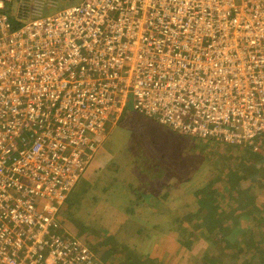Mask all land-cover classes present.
Here are the masks:
<instances>
[{
    "label": "built area",
    "instance_id": "1",
    "mask_svg": "<svg viewBox=\"0 0 264 264\" xmlns=\"http://www.w3.org/2000/svg\"><path fill=\"white\" fill-rule=\"evenodd\" d=\"M9 1L0 264H101L57 220L129 98L179 134L264 144V0H71L31 18Z\"/></svg>",
    "mask_w": 264,
    "mask_h": 264
},
{
    "label": "rangeland",
    "instance_id": "2",
    "mask_svg": "<svg viewBox=\"0 0 264 264\" xmlns=\"http://www.w3.org/2000/svg\"><path fill=\"white\" fill-rule=\"evenodd\" d=\"M19 1L21 2V0ZM19 1L14 4L13 11L15 15L21 16V14H23L25 17H27V15L33 17V14L40 7V5H43L44 7V9H40L41 15H54L65 7L73 4L71 0H24V2L21 4ZM49 4H53V6H49ZM131 104L132 98H129L117 125L116 123H114V125L107 123L106 125V130L111 128L114 132L109 134L108 147L99 149L93 158H98L97 161H101V163L104 164L107 162L106 166L102 169L103 172H101V180L106 179L107 174H104L106 170H112L110 168L112 164V156L109 153V149L123 146L125 147V154L123 155L125 162L130 163L131 161H135L138 164V169L139 166L143 168L146 166V169L148 167L152 168V166H158V169H160L161 167H167L168 164L171 166L175 165L176 167L171 169L173 175L169 174V176L170 180L172 178H177V183H166L161 179L157 180L155 183L157 187L165 188V193L167 191L169 192V198H167L168 200H164L162 198V201H160L161 203H164V207H166L165 210L160 211L159 208L150 207L142 214V216H139L137 214L138 212L134 211V215L136 216L135 219H138L140 224L148 219H156V221L161 222L162 227L161 229H154L151 227L150 229H146V227H144L142 230L144 233V236H142L143 239L141 241H136L134 237L136 234L139 236L140 234L133 224L134 229L131 230L129 234L124 235V242L128 245L129 250L132 249L131 244L133 242L137 243V252H134V254L131 255V252L127 251V248L123 243L117 260H114L112 263L109 262V259L113 257L111 252L115 250L114 244H117L119 241V238L116 239L115 235L113 240L103 242L99 246V249L96 253L97 257H100L101 260L104 261L102 264H130V262H134L133 259H140L139 253L150 251V257L155 258L152 260V262H150V264H190L191 258L188 257L189 259H187L188 254H190L188 251H192L195 255L201 254L202 251H204L207 256L221 254L220 250L226 245L227 240L222 239L220 242H212L208 236L204 237L202 235L200 232L201 230H204L202 227L197 229L196 232H194L193 237L190 238L192 245L189 247L185 245L188 241L185 239V233L182 229L188 225V223L183 221V219L179 216V213L189 209L191 211H195L197 207L194 209V207L188 206V202H193L189 196H187V199H184L183 201L175 199H181L182 197L186 196L185 193L191 194V189H193L197 184L206 185L211 181L218 179L217 177L219 167L216 165L225 158V155L221 152L224 151V149L216 150L217 148L212 147L208 149L210 150L209 152H206V146L201 147L203 146L202 143L207 144V140H204V138L192 139L190 138L191 136L188 135H178L169 130L168 127L161 125L158 122L134 111ZM116 131L118 132L117 134H115ZM207 146L210 145L208 144ZM217 146L220 145H216V147ZM230 154L232 155V153ZM138 156H141V158L137 159ZM227 157L228 159L224 163L230 164L228 172L229 177L232 178L231 175L236 176V172L233 171L230 161L231 158H234L236 160L234 164L239 162L240 167L243 168L238 169V172H244L242 177L246 178L249 184L251 176L259 174V165L264 166V164L254 160L248 163L246 151L240 150L238 154L234 152L233 157ZM137 160H139V162H137ZM93 162L95 163L96 160ZM127 171L128 169L122 170L118 173V175L125 174ZM127 174L134 176L138 180L137 172L135 170H132L131 173ZM148 174V180H151L153 177L151 175V169H148ZM141 175L142 177L140 181H138L142 184H148V180L144 176L145 172ZM261 175L264 177V173ZM263 179L264 178H262V180ZM245 181L243 182L244 184ZM128 183H131L130 177L128 178ZM261 188L263 190L261 194H264V186ZM85 190L86 188L83 185L76 184L73 187L67 203L64 202L65 204L62 207L60 213L62 227L65 228L71 235L78 238L82 237L87 226L93 224L91 216L94 211L86 204L87 199L85 197ZM259 200V206H264V200ZM128 204L131 205L132 201L130 203L125 202L124 199L116 198L114 200L113 208L107 211L105 219L106 223L104 226L109 228L108 224L109 222L111 223V235L113 233L115 234V231L120 229L119 222L122 220H120L117 215L120 212L125 213V209L122 210V205ZM69 206L71 208H69ZM98 209L100 210L99 207ZM215 213H217V211H215ZM132 216L133 215H131V217ZM126 222L128 223V221L125 220L124 223ZM99 229H96V231L98 232ZM164 231H176L178 235L183 236L184 238L179 237L178 240V238H175L176 235H174L175 237H172L171 234H168ZM229 231L231 232V230ZM145 234L149 236H145ZM216 236L220 237L222 236V233L217 232ZM97 238H99L98 235H96L95 231H93L87 236V240L79 239L77 241V244L85 248L87 252V255L80 256V259L86 258L88 255H90V244H94ZM241 245L242 243L240 239H235V241L232 243L231 249L234 252L236 251V255L238 254V250L240 249ZM127 257H131L133 259L127 262ZM141 258L143 260L141 264H144L143 262L145 259L143 257ZM235 259L236 258L233 257V260Z\"/></svg>",
    "mask_w": 264,
    "mask_h": 264
},
{
    "label": "trees",
    "instance_id": "3",
    "mask_svg": "<svg viewBox=\"0 0 264 264\" xmlns=\"http://www.w3.org/2000/svg\"><path fill=\"white\" fill-rule=\"evenodd\" d=\"M23 2L24 0H21V3ZM27 18L31 17L27 16ZM17 20L24 19L22 18ZM144 116L156 121L152 117L146 115ZM119 121L120 118L116 121V125ZM169 130L178 135H182L175 132L171 128H169ZM113 132L114 131H112L111 128L105 131V139L102 143L101 149L108 147L109 134ZM117 133L118 132L116 131L115 134ZM190 138L196 139L197 137L191 136ZM203 138L204 140H207V144L202 143L203 146L201 147L206 146V152H209L210 150L208 149L212 147L217 148L216 150L224 149V151L221 152L225 155V158L216 165L217 167H219L217 180L211 181L206 185L197 184L193 189H191V194L185 193L186 196L182 197L181 199H175L183 201L184 199H187V196H189L193 200V202H188V206L194 207V209L197 207L195 211H191L189 209L181 211L179 213V216L183 219V221L188 223V225H186L182 229L185 233L184 237L188 241L185 245L188 247L192 245V241L190 240V238H192L194 232H196V230L200 229L201 227L204 228V230L200 231L202 235L204 237L208 236L212 242H220L222 241V239H226L227 243L224 247L221 248V254H213L207 256V254L202 251L201 254L195 255L192 251H188L190 254H188L187 259H189L188 257L191 258L190 264H264V206H259V199L264 200V194H261L263 192L261 187L264 186V179L262 180V178L264 177L263 175H261L264 173V166L259 165V174L251 176L249 184L248 180L242 177L244 175V172H238V169H243L240 167L239 162L234 164L236 160L234 158H231L230 160L232 169L234 172H236V176L231 175L232 178H230L228 175L230 164L224 163L228 159L227 156L233 157L234 152L238 154L241 150L246 151V158L248 160V163L254 160L264 164V144L253 145L254 143L261 142L255 141L251 144L246 143L241 145L231 144V142H228L226 140L224 141L214 136H207ZM208 144L210 146H207ZM216 145L220 146L216 147ZM124 149L125 147L123 146L113 147L109 149V153L112 156V164L110 166L112 170H106V172H104L105 175L107 174L105 180H101V172H103L102 169L106 166L107 162L105 164L101 163V161H97L98 158L93 159V161L96 160V162L94 163L92 161L80 173L79 180L76 184H81L86 188V204L94 211L91 216L93 224L85 228L82 237L78 238L76 236H73L65 228L62 227L60 213L65 203H63L59 209V217L57 220L58 227L56 228V230L60 232L63 231L67 234H70L76 241L79 239L87 240V236L95 231L96 235H98L99 238H97L94 244H89L91 247L90 254L92 256L95 255L96 257L99 246L103 242L113 240L116 235V239L119 238V241L117 244H114L115 250L111 252V255H113V257L109 259V262L111 263L114 260H117L123 243L125 244L127 251L131 252V255H133L134 252H137V243L133 242L131 244L132 249L129 250L128 245L124 242V235L129 234V232L134 229L133 224L140 234V236L136 234V236L134 237L136 241H141L143 239L142 236H144V233L142 232V230L144 227H146V229H150V227L154 229L162 228L161 222L156 221V219H148L140 224L139 220L135 219L136 216L134 215V211H137V214L139 216H142V214L150 207L159 208L160 211L165 210L166 207H164V203H161L160 201H162V198L164 200H168L167 198H169V192L167 191L165 193V188L157 187L155 184L156 181L161 179L166 183H177V178H172L170 180L169 176V174L173 175L171 169L175 168V165L171 166L168 164L167 167H161L160 169H158V166H152V168L148 167L147 169L146 166H144V168L139 166L138 169V164L135 161H131L130 163L125 162L123 156L125 154ZM254 149L257 151H255ZM230 153H232V155ZM140 158L141 156L137 157V159ZM137 162H139V160H137ZM126 169H128L127 173H131L132 170H135L137 172L139 181L142 177L141 174H143L144 172V176L148 180V169H151V175L153 177L151 180H148V184H142L130 174L125 173L122 175H118L120 171ZM129 177L131 178V183H128ZM244 181L245 184L243 183ZM69 197L70 195L68 196V198ZM68 198L65 201L66 203L68 201ZM116 198L124 199L125 202L130 203L132 201V204L122 205V210L125 209V213L120 212L117 215V217L122 220L121 222H119L120 229L118 231H115V234L113 233L111 235V223L109 222L108 224L109 228H106L104 224L106 223V213L108 210L113 208L114 200ZM98 207L101 211L98 209ZM69 208L71 207L69 206ZM215 211H217V213H215ZM131 215L133 216L131 217ZM125 220L128 221V223H124ZM96 229H99L98 232L96 231ZM229 230H231V232ZM175 232L176 231H167L166 233L171 234L172 237H175L174 235H176L175 238H178V240L179 237L184 238L183 236H180L177 232ZM217 232H221L222 236L217 237ZM145 236L149 235L145 234ZM235 239H240L242 243L237 255L236 251L234 252L231 249V245L235 241ZM150 253V251L139 253L140 259L137 260L131 257H127V262L133 259L134 262H130V264H141V262L143 261L141 257H143L145 259L143 263L150 264V262L155 259L150 257ZM233 257H235L236 259L233 260ZM97 258L100 260L101 264L104 262L100 257Z\"/></svg>",
    "mask_w": 264,
    "mask_h": 264
},
{
    "label": "bare ground",
    "instance_id": "4",
    "mask_svg": "<svg viewBox=\"0 0 264 264\" xmlns=\"http://www.w3.org/2000/svg\"><path fill=\"white\" fill-rule=\"evenodd\" d=\"M19 0H10L8 3H7V5H8V7L10 8V10L11 11H13L14 10V4H16L17 2H18ZM20 2V1H19ZM195 3H197L199 6L201 5L200 3H201V0H198V1H196ZM20 4H21V2H20ZM44 8V7H43ZM14 12V11H13Z\"/></svg>",
    "mask_w": 264,
    "mask_h": 264
}]
</instances>
